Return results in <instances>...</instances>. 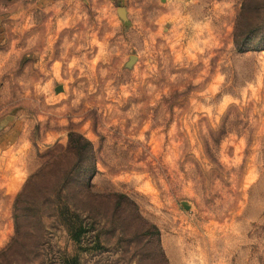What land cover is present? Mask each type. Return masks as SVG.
<instances>
[{"label":"rangeland","instance_id":"rangeland-1","mask_svg":"<svg viewBox=\"0 0 264 264\" xmlns=\"http://www.w3.org/2000/svg\"><path fill=\"white\" fill-rule=\"evenodd\" d=\"M71 134L80 241L30 187L0 264H264V0H0V253Z\"/></svg>","mask_w":264,"mask_h":264},{"label":"trees","instance_id":"trees-1","mask_svg":"<svg viewBox=\"0 0 264 264\" xmlns=\"http://www.w3.org/2000/svg\"><path fill=\"white\" fill-rule=\"evenodd\" d=\"M238 37V36H236ZM237 47L238 42H236ZM93 151V146L90 141L85 137L77 134H71L69 137V142L64 151L58 155L53 156L49 161H47L42 168L39 169L35 174H33L24 189L19 193L16 198L14 206V217H15V228L16 233L12 239V243L4 250L0 255L5 254L10 251L15 246L25 247V244L21 242V237L24 235L22 233L23 223L22 219L35 216L38 212H41V207L33 208L31 207L30 197H34V193H30L28 190L30 187H40L42 194L46 197L44 203H52L56 214L63 224H66L74 236L76 241H80L83 234V230L87 227L80 223L82 217L79 213L73 210L72 201L70 200V193H64L66 188L69 187L71 181L75 180V175L79 174L81 177L78 182L84 188V197L87 199L86 204H92L94 202L93 194L90 189V179L93 173L96 171L95 162L89 161V155ZM75 154L77 159L75 161H69L68 165H65V158ZM40 179L39 185L36 179ZM86 195V196H85ZM32 199V198H31ZM36 214H35V213ZM43 223V222H41ZM40 224V223H39ZM90 224V223H88ZM27 234V233H25ZM15 245V246H14ZM13 250V249H12ZM11 250V251H12ZM73 264H78L77 262Z\"/></svg>","mask_w":264,"mask_h":264},{"label":"water","instance_id":"water-1","mask_svg":"<svg viewBox=\"0 0 264 264\" xmlns=\"http://www.w3.org/2000/svg\"><path fill=\"white\" fill-rule=\"evenodd\" d=\"M119 14L120 16H125V10L124 9H120L119 10ZM137 58L135 56H132L131 59H130V62H129V65H133L135 62H136ZM183 206L186 208V209H190V206L188 203L184 202L183 203Z\"/></svg>","mask_w":264,"mask_h":264},{"label":"crops","instance_id":"crops-1","mask_svg":"<svg viewBox=\"0 0 264 264\" xmlns=\"http://www.w3.org/2000/svg\"><path fill=\"white\" fill-rule=\"evenodd\" d=\"M162 2H166V0H162ZM4 203V202H3ZM3 207V206H2ZM2 224V223H1Z\"/></svg>","mask_w":264,"mask_h":264}]
</instances>
